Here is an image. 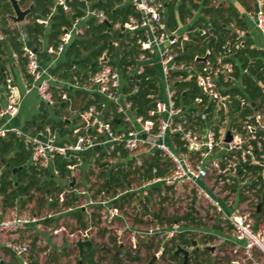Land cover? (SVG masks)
<instances>
[{
    "label": "built area",
    "instance_id": "obj_1",
    "mask_svg": "<svg viewBox=\"0 0 264 264\" xmlns=\"http://www.w3.org/2000/svg\"><path fill=\"white\" fill-rule=\"evenodd\" d=\"M54 1V10L61 8L65 13H72L73 0ZM80 1L84 2V13L71 18L70 24L61 27L57 44L49 46L48 53L54 56L63 53L75 38L84 35L89 18L107 22L110 31L108 14L94 7L91 0ZM172 2L174 0H131L138 14L114 24L115 29L129 33L133 38L127 41V46L114 42L118 50L121 49L118 52L119 65L115 64L114 56L105 51L99 57L96 70H89L87 77H70L68 86L77 87L101 101L100 107L96 102L91 103L76 114L75 121L72 119L70 128L65 132V140H60L58 130L50 126L39 129L34 135H22L16 127L8 126L9 121L18 116L24 95L33 90L50 107L60 105L72 111L73 104L66 90L55 93L53 83L57 78L51 70L41 65L40 52L30 43L26 29L19 28L18 41L25 60L27 79L22 92L13 75H5L7 103L0 107V120L5 119L0 127V137L9 131L22 135L31 144L27 164L42 172L52 173L57 182L58 179L64 182L59 193L45 197L47 214L27 210L0 219V238L9 233L14 236L4 246L22 264H32L29 258L31 241L20 242L17 239L25 230L30 234H41L40 228L47 226L48 221L55 217H68L74 232L66 230L65 224L60 221L61 224L53 229L60 239L56 246H60V249L75 246L80 255L77 242L92 241L90 232L95 223L96 209L99 214L96 218L101 224L108 229L115 227L122 238L124 228L117 226L119 223L127 225V216L122 211L125 203L136 199L135 203L139 204L140 209L141 203L156 201L155 191H160L162 195L167 190L172 192L187 185L194 188L198 196L215 210L218 217L215 227L218 230L195 231L184 218L169 221L162 216L156 217L153 227L146 232L133 230L132 241L141 233L142 236L155 235L156 238L166 239L168 244L173 242L174 254L178 253L179 248L188 251L189 258L196 250H217V244L230 243L234 246V252L242 253L249 264H264V229L256 228L249 214L241 211L239 206L232 205L242 203L238 202L241 193L251 195L257 192L264 181V106L251 101L245 91L242 82L244 70L235 56L245 45L244 39L239 33L234 41L227 40L220 50L206 46L203 52L189 55L187 42L208 44L210 41L207 38L213 32L206 27L181 34L169 28L166 12L167 5ZM256 2L258 10L254 11V21L264 36V0ZM12 15H15L14 11L9 15L10 22L16 23ZM49 20V17L37 19L45 25ZM198 36L204 38L197 41L195 38ZM215 37L217 40V35ZM122 48L128 51L127 63L123 65L120 64L124 54ZM150 70L152 74L147 79L153 81L155 86L149 88L148 101L141 106L135 103L134 96L148 87L146 84L142 88V75ZM191 84L198 89V93H191ZM228 132L232 136L230 141H227ZM157 152L164 172L160 174L159 168L154 166L152 176L146 177L145 162L156 156ZM59 161H65L70 171L67 179L60 178ZM257 165L263 166V169L258 171L251 168ZM83 166L85 169L81 168ZM103 170L106 174L116 173L119 176L130 173L129 185L124 188L119 186L117 193L112 188L101 190L99 187L94 190L95 185L85 176ZM73 176L76 182L72 187L70 182ZM210 177H214L213 183L209 182ZM136 179L138 182H135ZM78 185L81 187L78 188ZM233 185H236L233 197L224 200L225 193H229L228 186ZM81 197H85L82 202ZM250 200L248 198L243 203ZM52 204L55 207H51ZM57 207L61 209L53 212ZM89 208L94 210L90 211ZM79 209L87 216L84 219L85 227L80 226L78 217L72 216ZM196 213H199V208ZM64 231L70 237L67 244L64 243ZM202 236L219 238L220 241L208 245L200 239ZM182 238L188 239V242H183ZM161 245L154 259L157 262L166 251L163 242ZM256 253L262 257L260 263L253 258ZM179 255L184 256V253L179 251ZM228 264H246V261L232 259Z\"/></svg>",
    "mask_w": 264,
    "mask_h": 264
},
{
    "label": "trees",
    "instance_id": "obj_2",
    "mask_svg": "<svg viewBox=\"0 0 264 264\" xmlns=\"http://www.w3.org/2000/svg\"><path fill=\"white\" fill-rule=\"evenodd\" d=\"M93 6L103 9L111 20L110 31L107 22H97L95 18H89L87 20V28L84 35L75 38L67 49L66 55L71 61L65 62L58 67L62 69L61 76L63 78L79 76L81 75L78 64L73 63V60H80L79 64L84 65L88 70L95 71L98 66L99 57L107 51L108 53L116 56L117 47L114 45L115 41H118L120 46H127V41H131L133 38L129 33L122 32L120 29H115L114 24L118 21L124 22L130 15H137V11L131 3V0H91ZM199 0H181L180 4L175 9V2L170 3L168 6V22L171 27L177 25L176 14L180 21H184L188 17H193V9L198 10L201 6L198 3ZM22 7L27 8L32 5V10L28 14V22L25 25V29L31 44H38L46 25L39 23L38 18L49 17V23L52 30V38L56 40L61 34V27L64 24H70V20L73 17L80 16L84 13V2L80 0L72 1V13H65L61 8H55L54 0H19ZM191 6V9L189 8ZM14 11L10 0H0V35L7 36V40L14 47L15 50L21 53V46L18 41L19 30L11 27L9 15ZM204 17H198L193 28L197 26H205L212 29V35L207 38L210 42L194 44L192 41L186 43V47L189 51V55H194L197 52H203L206 46H214L216 50L222 49L228 39L234 41L236 33H232L228 26L236 20L237 24H241V28H245V24L242 22L240 13L236 5L230 3L224 5L221 3L213 4V0H202V8ZM243 23V24H242ZM209 32L207 33V35ZM215 35H217V40ZM204 36L196 37L197 41H200ZM194 39V40H195ZM251 41H247L243 47H241L237 53L241 69L244 70L242 74V82L245 86V91L249 94L251 101L255 102L259 106H264V52L261 49L251 48ZM124 54L120 59V64H126V57L128 51L126 48H122ZM4 52V42L0 38V54ZM4 67L0 64L1 69ZM78 68V69H76ZM75 69V70H74ZM74 70V71H73ZM72 72V73H71ZM152 74V70L147 71L142 75V88L148 84V87L141 89V91L134 96L136 104L143 106L147 101V95L149 88H153L155 84L153 81L147 79V76ZM88 72L84 74L87 77ZM193 85V84H191ZM191 93H198V89L193 85ZM69 95H71L70 88H64ZM100 98L93 99L92 97L88 101V105L91 103H97L100 107ZM57 113L64 111V106L54 107ZM45 116V115H44ZM52 129L60 130L61 133L66 130L65 126L67 121L60 119L53 122ZM44 128V127H43ZM42 129V128H40ZM31 153V144L18 133L9 131L5 136L0 138V219L2 214L7 209L14 208L18 203L23 206L25 202L32 198L34 191L44 192L47 195H55L61 190L62 184L57 182V179L53 178L52 173L46 171L42 172L34 167L29 166L28 160ZM146 160L145 172L146 177L152 176V168L157 166L159 173L163 174L164 168L162 166L161 157L158 155ZM4 159L5 161H2ZM65 161H59L57 166L60 168V178L67 179L70 175V171L65 166ZM23 167V168H19ZM14 168H18L14 171ZM254 170L261 171L263 166L251 167ZM130 173L119 174L111 173L106 174L100 171L99 176L102 177L101 190L112 188L114 193H117L119 186L125 187L129 185L128 176ZM109 176V177H108ZM60 184V185H58ZM48 185H55L57 190L55 194H50L52 189H48ZM44 195L39 197L40 203H45ZM127 195L123 196L124 198ZM73 204V203H67ZM118 205V203H116ZM51 207H55L52 204ZM75 216H78L82 222L84 213L81 209L73 212ZM57 219V217L55 218ZM162 222V221H161ZM85 226V222H83ZM183 242H188V239L182 238ZM92 245H87L83 250V255L79 259L80 264H98L94 260V256L91 253ZM169 249L164 252V256L167 255ZM209 250H196L189 258L186 264H210V256H206ZM172 253V251H171ZM178 253L169 254L171 258H176ZM203 256V257H202ZM202 257V259H200ZM183 260H181V264ZM228 264V263H224Z\"/></svg>",
    "mask_w": 264,
    "mask_h": 264
},
{
    "label": "rangeland",
    "instance_id": "obj_3",
    "mask_svg": "<svg viewBox=\"0 0 264 264\" xmlns=\"http://www.w3.org/2000/svg\"><path fill=\"white\" fill-rule=\"evenodd\" d=\"M217 2L225 1V0H216ZM242 3L245 10H248L247 15L250 18L254 16L253 11L250 9L252 6L253 0H239ZM227 3V2H225ZM200 13L199 10L194 12V17H188L182 23L185 25L187 23H192L191 20H194L196 17H199ZM230 26H236V23L233 22ZM259 31V30H258ZM252 32V42L255 44V47L261 46L264 48V45L259 44L256 45L255 40H261L264 42V36L259 31L258 36L256 31ZM257 37V38H256ZM255 38V39H254ZM260 47V48H261ZM118 53L114 56L115 64L119 65ZM238 60V59H237ZM80 72L86 73L88 69L82 65L78 64ZM78 69V68H76ZM75 70V69H74ZM73 70V71H74ZM72 73V72H71ZM61 75L59 72L55 73V77L57 78L56 81L61 79L58 76ZM67 82H71L67 80ZM66 87V86H65ZM64 89V87H62ZM55 93H58L57 88H55ZM72 111H64L62 114L66 117L72 118L76 112L73 110L76 108L75 106L80 104L84 105L86 103L85 97H79L77 100L73 98L72 100ZM82 103V104H81ZM79 108V106L77 107ZM2 161H5L2 159ZM85 169V166L81 167ZM85 178L93 185H95V189L99 188L102 183V177L99 176L98 173H91ZM80 179V178H79ZM81 180V179H80ZM79 180V181H80ZM83 181V180H81ZM60 184H64V182L58 179ZM97 182V185L95 184ZM134 182V181H133ZM138 182V179L135 180ZM210 183L214 182V177H210ZM86 187L88 184L86 181L84 182ZM55 185H48V189H52L50 194H55L57 190L54 188ZM81 186L78 185V188ZM229 193H225L224 200L231 199L233 197V191L236 188V185L228 186ZM63 187L60 188L62 190ZM119 190V189H118ZM156 196V201L154 199L151 201L153 203H141V207L139 209V204L135 203L136 199L132 200V202H127L122 207L123 214L127 216V225L119 223L118 228H124V232L122 234V238L117 234L116 228L111 227L110 229L106 228L101 224V221L98 220V211L95 210L96 216L94 217L95 223L91 227V240L93 241L92 249L90 250L92 255L94 256V260L98 264H181L182 256L178 255L176 258H171L169 254H174L172 250L173 242H166V239L156 238L154 236H141L136 237L135 241H132V231L139 230L146 232L148 229L152 228L154 223L156 222V217L165 216L168 218L167 220L171 221V219L180 220L184 218L187 222L191 225V229L195 231L205 230V231H217L218 229L215 227L218 223V217L216 216L215 210L209 206L206 200L201 199L196 190L191 186L187 185L183 188L174 189L172 192L168 191L165 194H160V191L154 192ZM46 196L44 192H36L34 191L33 196L31 199L27 200L24 206L21 203H18L14 208L7 209L5 213L2 214L1 219L9 218L14 214H21L28 212L29 210L31 213L40 212L41 215L47 214L48 207L44 205V203H40L39 197ZM153 197H151L152 199ZM251 198V200L247 203L246 200ZM258 199L260 202L258 203ZM85 197H81L80 201H84ZM240 202L242 203H232V205L239 206L241 211H244L246 214H249L250 217L254 219V226L256 228L264 229V181H262V186L257 192H253L251 195L241 193L239 197ZM74 205L76 203H73ZM257 207H259V212L257 211ZM199 208V213H196V209ZM61 209L60 207L54 208L52 211L57 212V210ZM93 211L94 209H90ZM74 217V214L72 215ZM86 214L82 217V222L80 221V226L85 227L83 225L84 219L86 218ZM56 218V217H55ZM202 218L204 220H202ZM69 218L64 217L62 219H53L47 222V226H42L40 228L41 234H30L28 231L22 232L18 235V241L26 242L31 241V253L29 258L32 264H80L79 259L81 256L78 253V248L72 245L64 246L60 249V246H56V244L60 243V239L57 238L58 235L53 232L54 228H57L61 223L65 224L66 230L69 232H74V228L68 222ZM78 219V218H77ZM201 219V220H200ZM79 220V219H78ZM105 227V228H104ZM194 234H198L193 232ZM62 234L65 236L64 243H68L70 237H67V232L64 231ZM193 234V235H194ZM219 234L223 236V233ZM12 236L10 233L2 236L0 238V264H22L21 261L15 257L10 250L8 251L3 246L6 245V242L11 241ZM138 238V239H137ZM200 239L205 243L213 245L220 241L219 238H212V237H204L202 236ZM41 240V242H39ZM165 250L169 249V252L166 256L161 255L160 260L157 262L154 260V256L156 252L162 247ZM219 248L217 250H210L206 256H210V264H224L229 263V260L232 259H240L241 261H246V264H249V260L244 258V255L240 252L235 253L231 246L232 244H225L222 242L221 244H217ZM86 249V246L84 247ZM205 249V248H204ZM172 251V253H171ZM203 257V256H202ZM200 257V259H202ZM244 258V259H243ZM258 263L262 261V257L259 254H255L253 257ZM248 262V263H247Z\"/></svg>",
    "mask_w": 264,
    "mask_h": 264
},
{
    "label": "crops",
    "instance_id": "obj_4",
    "mask_svg": "<svg viewBox=\"0 0 264 264\" xmlns=\"http://www.w3.org/2000/svg\"><path fill=\"white\" fill-rule=\"evenodd\" d=\"M174 2H175V0H174ZM180 2H181V0H176L175 9H177V6L180 4ZM225 2H227V3H225ZM198 3L201 6L198 9L199 13H200L199 17H204L203 12L201 11L202 0H199ZM218 3L224 4V5H228L230 3H233L234 5H236V7L239 10L240 17L242 18V22L245 24V28H241L240 27L241 24H237L236 20H234L233 22L236 23L237 27H235V26L232 27L229 25L228 28H230L232 30L231 31L232 33H236V35H239V33H240L244 39V44L247 43V41H251V43H252L251 48L261 49L264 52V48L259 46V44H261V43H262L261 45H264V42H262L261 40H255L256 45H258L259 47H257V46L255 47V44L252 42L253 37H252L251 31H256L257 36H258V33L260 30L257 28V26L255 24L254 16H252L253 18H250L247 15L248 10L247 11L245 10L242 3L239 2V0H225V1H221V2H217L216 0H213V4L216 5ZM254 4H255V0H253L252 6L250 7V9L253 11V13L256 9ZM169 5H170V3L167 5V12H166L167 22H168V8H169L168 6ZM189 8L191 9V6H189ZM195 11H197V10L193 9V12H195ZM176 17H177L176 18L177 25L174 28L169 25V22H168V25H169V28H171L173 30H177L181 34L191 33V31H193L195 29L197 30L198 28H206L205 26H197V27L193 28V24L198 17H196L194 20H191L192 23H187L185 25L182 23V21L179 20V17L177 14H176ZM193 17H194V15H193ZM27 22H28V19L26 17V19L22 22H19V23L10 22V24H11V27L19 30V28H25V25ZM0 38L4 42V52L2 54H0V64L4 65V67L1 69V73H0V107H3L7 103L6 90H5V84H4L5 75L12 74L14 79H15L16 85L19 87V89L22 92L24 91L25 81L27 79V76H26L25 60L22 57L21 53L18 52L17 50H15L14 47L9 43V41L7 40V36H3L1 34ZM228 40H230V39H228ZM57 41H58V38L56 40H54L52 38L51 26H50V23H48V24H46V29L44 31V35L40 39L39 43L35 44V45L32 44L40 52L41 65L44 67H47L49 70H51L54 75L56 72H59V74H62V69H59L58 67H60V65L65 63V62L71 61V59H69L66 55L67 49L70 45L66 48V50L63 53H61L58 56H54V55L47 52V48L51 45H56ZM119 51H121V49L118 50V48H117V52H119ZM87 72H89V70ZM84 74L85 73H81V75L79 77H81V76L84 77ZM58 78L61 80L54 81V83H53L56 86L57 90H63L62 87H64V88L69 87L71 90L72 99L74 98L75 100H77V98L79 99V97H85L86 98V103L84 105L81 103L82 107L80 104H78L75 106L76 108H74L75 111H82L88 105V101L91 98L90 95L88 93H86L85 91L78 89L77 87L72 88L71 86H68L67 84L64 85L67 80L69 81V79H71L70 77L63 78L61 75H59ZM78 106H79V108H77ZM64 111H68V110H64ZM64 111H60L59 113H57L53 107H50V106L44 104L41 101V99L39 98L36 91L33 90L30 93L24 95L18 116L15 119H13L12 121H9L8 126L16 127L21 132L22 135L23 134L34 135L40 128H43L45 126L52 127L51 124H53V122L58 121L60 119H64L65 121H67V125L65 126L66 130H64L62 133L60 130H58L57 134H58V138L60 140L61 139L65 140L66 139L65 132H67V130L70 128V123L73 122L72 119H74V121H75V119H76L75 116L78 112H76L73 115V117L70 118V117H66L65 115L63 116L62 113ZM106 113L108 116H110V112L107 111ZM4 123H5V119L0 120V127L3 126ZM18 135H20V134H18ZM22 135H20V136L22 137ZM239 197H240V195H239ZM239 197H238V202L240 201ZM3 247L5 249H7L5 246H3Z\"/></svg>",
    "mask_w": 264,
    "mask_h": 264
},
{
    "label": "water",
    "instance_id": "obj_5",
    "mask_svg": "<svg viewBox=\"0 0 264 264\" xmlns=\"http://www.w3.org/2000/svg\"><path fill=\"white\" fill-rule=\"evenodd\" d=\"M11 4H12V7L14 9V12H15V15H12V18L13 20L16 22V23H19V22H22L26 19V17L28 16V14L31 12L32 10V5L31 7L27 8V9H23L18 0H10ZM255 8L256 10H258V4L257 2L255 3ZM73 63L75 64H79L80 63V60H73ZM232 139V136H231V133L228 132V137H227V141H230ZM19 168H23V167H19ZM18 168H14V171H16ZM76 182V178L73 176L72 178V181L70 182V185L73 187V185L75 184ZM259 211V209H258ZM194 243H196L195 241H193ZM92 241L90 240H79L77 242V245L79 247V250H80V255L82 256L83 255V250H84V247L87 246V245H92ZM183 252L184 253V264L187 263V261L189 260V255L190 253L182 248H179L177 250V252ZM155 259V256L154 258Z\"/></svg>",
    "mask_w": 264,
    "mask_h": 264
},
{
    "label": "flooded vegetation",
    "instance_id": "obj_6",
    "mask_svg": "<svg viewBox=\"0 0 264 264\" xmlns=\"http://www.w3.org/2000/svg\"><path fill=\"white\" fill-rule=\"evenodd\" d=\"M182 260H183V263L182 264H184V256H182ZM188 262V261H187Z\"/></svg>",
    "mask_w": 264,
    "mask_h": 264
}]
</instances>
